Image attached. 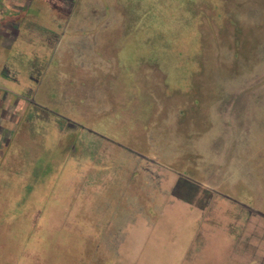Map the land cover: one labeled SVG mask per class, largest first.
<instances>
[{"label": "rangeland", "instance_id": "374dc122", "mask_svg": "<svg viewBox=\"0 0 264 264\" xmlns=\"http://www.w3.org/2000/svg\"><path fill=\"white\" fill-rule=\"evenodd\" d=\"M0 264H264V0H0Z\"/></svg>", "mask_w": 264, "mask_h": 264}, {"label": "crops", "instance_id": "0c3cea01", "mask_svg": "<svg viewBox=\"0 0 264 264\" xmlns=\"http://www.w3.org/2000/svg\"><path fill=\"white\" fill-rule=\"evenodd\" d=\"M176 193H177V192H176ZM176 196H177L178 199H180L181 201H183V202L187 203L188 205H190V207H191L192 209H194L193 207H197V206L194 205V203H193L192 201L190 202V200H188L189 197L184 196V195H181V194H176ZM145 219H146V218H145ZM147 219H148V218H147ZM146 223H149L148 220H146Z\"/></svg>", "mask_w": 264, "mask_h": 264}, {"label": "trees", "instance_id": "16d2710c", "mask_svg": "<svg viewBox=\"0 0 264 264\" xmlns=\"http://www.w3.org/2000/svg\"><path fill=\"white\" fill-rule=\"evenodd\" d=\"M188 200H190V199H188Z\"/></svg>", "mask_w": 264, "mask_h": 264}]
</instances>
